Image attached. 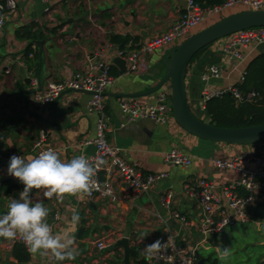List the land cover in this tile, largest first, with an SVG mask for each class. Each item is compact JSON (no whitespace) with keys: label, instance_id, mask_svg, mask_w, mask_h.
I'll list each match as a JSON object with an SVG mask.
<instances>
[{"label":"crops","instance_id":"0c3cea01","mask_svg":"<svg viewBox=\"0 0 264 264\" xmlns=\"http://www.w3.org/2000/svg\"><path fill=\"white\" fill-rule=\"evenodd\" d=\"M16 1L18 11L10 16L0 39V75L5 78L0 79V180L18 181L7 173L9 159L13 153H19L25 158L35 156L33 145L42 129L47 131L48 145L56 148L57 154L65 161L81 153L87 156L95 153L92 145L83 146L85 141L93 140L97 135L98 118L87 110L90 95L68 92L55 102L57 111H54L37 103L35 95H32L36 89L31 82L39 79L41 85L46 87L52 82L67 81L76 71L87 70L99 62V58H95L97 53L102 54V63L110 65L116 71L115 84L105 96L111 128L108 141L120 148L123 157L143 173H167L168 178L139 199H133L117 184L121 200L115 204L101 198L89 201L86 194L82 197L66 195L62 200L55 197L44 200L49 209L48 222L50 225L54 224V232H68L75 236V259L58 262L51 254L40 256L25 248L30 258L21 263L16 258L14 249L7 248L12 240L0 238V264H123L124 250L116 247L123 238H128L131 247L137 251V255L131 257L132 264H152V256L146 255L143 249L164 237L165 226L161 219L168 221L172 232L179 234L182 245H200L199 250L215 249L209 248L213 237L206 238L207 243L202 244V210L187 187L202 178L213 181L220 189L236 183L239 175L233 171L218 169L213 165V160H227L244 153L262 152L264 143L243 147L205 141L186 133L173 117L165 124L141 120L126 125L120 109L121 102L135 100L155 104L159 92L147 97L126 96L151 91L162 76L151 78L149 73L132 74L128 70L122 73L114 65L119 45L109 41L111 35L129 38L130 42L123 50L137 49L143 43L168 32L186 12L187 0ZM246 10L250 9L243 5L228 9L209 18L194 34L227 16ZM24 28H33L42 33V39L21 38L19 31ZM108 45L111 47L108 48ZM222 47L223 41H219L205 49L193 60L187 75L189 105L195 115L205 122L210 120L203 99L204 92L228 91L242 83L249 63L264 53L262 45L248 51L247 60L242 64H225ZM171 48L157 50L149 56L150 69L159 64ZM214 66L221 68L220 76L205 80L204 76ZM28 79L29 85L26 84ZM20 85L25 94L19 91ZM162 91L171 94L170 85H166ZM65 121L66 126L58 130ZM172 150L191 155L194 159L192 166H166L165 156ZM169 190L175 194L172 210L184 217L187 225L173 220L170 213L161 207V196ZM261 203H264V181L257 192L256 205ZM57 210L60 212V219L56 222L54 215ZM74 213L80 218L77 224L71 222ZM82 228L90 235L77 239ZM224 236H218L219 247ZM100 239L107 241L106 253L99 252L96 247V242Z\"/></svg>","mask_w":264,"mask_h":264},{"label":"built area","instance_id":"2783aa9c","mask_svg":"<svg viewBox=\"0 0 264 264\" xmlns=\"http://www.w3.org/2000/svg\"><path fill=\"white\" fill-rule=\"evenodd\" d=\"M42 1L48 3L50 0ZM238 5H243L250 10H264V0H227L221 6L206 8L193 0H187L186 12L168 32L143 43L135 50L119 49L117 55L126 61L127 70L130 73L145 75L150 70L149 56L157 50L181 44L191 37L196 29L206 23L209 18ZM17 11L18 3L16 0H0V39L10 16L17 13ZM221 41H223L224 63L238 62L242 64L247 60L248 51L264 45V27L239 32ZM107 47L109 48L111 45ZM101 56V53H97L95 58H99V62L91 65L87 70L76 71L71 79L67 81L52 82L46 87L41 85L39 79H33L31 83L36 89L35 99L41 105L54 103L62 94L68 91L91 93L87 110L98 118L97 135L93 140L85 141L83 146L92 145L95 148V153L89 157L92 158L94 164L100 163L95 176L97 188L86 194V198L89 201L96 198L106 199L115 204L121 200L117 184L133 199H139L148 194L156 184L166 180L168 174L143 173L136 165L129 163L123 157L120 148L108 141L107 136L111 128L106 113L105 96L109 88L115 84L116 78L111 75L112 67L100 61ZM1 65L2 61L0 60ZM6 73L10 74V71L7 69ZM220 73V67H211L204 79L217 78ZM226 93H231L238 103L252 101L256 96L254 93L245 96L234 87L228 91L207 90L203 94V99L206 104L209 100L220 98ZM170 104L171 94L161 90L155 104L126 100L121 102L120 109L127 123L126 125L141 120L165 124L172 118ZM48 149L58 153L56 148L48 145L47 131L42 129L39 137L34 142L33 151L37 156L40 152ZM13 155L22 156L19 153H13L11 157ZM193 160V157L189 154L180 150H172L165 156L164 163L168 167L189 168L192 166ZM1 161L2 156L0 155V163ZM213 165L222 171H233L240 178L236 183L221 189L213 181L203 178L187 187L202 210L201 231L204 236L202 244L207 243L208 238L224 236L229 233L230 229L249 223L252 207L257 204L259 186L264 181V150L262 152L244 153L227 160L215 159ZM1 183L0 180V187ZM219 190H221L220 194ZM240 191L246 192L247 195H241ZM174 199L175 194L173 191L164 192L160 199L161 207L170 213L173 220L187 225L186 219L172 210ZM54 218L56 222L60 219L59 210L55 212ZM161 223L165 226V235L161 241L167 243L159 253L152 255L151 263L198 264L196 255L200 245L195 247L182 245L179 242V234L172 232L168 221L161 219ZM51 226L54 231V224H51ZM17 245H23L28 250L20 238L12 240L7 248L13 250ZM96 247L99 252L106 253L108 250L106 239L98 240Z\"/></svg>","mask_w":264,"mask_h":264},{"label":"clouds","instance_id":"9594fccd","mask_svg":"<svg viewBox=\"0 0 264 264\" xmlns=\"http://www.w3.org/2000/svg\"><path fill=\"white\" fill-rule=\"evenodd\" d=\"M99 163L94 164L85 153L65 161L52 149L27 158L13 155L7 173L21 182L24 189L19 198L10 200L7 211L0 214V238H20L29 252L40 256L51 254L58 262L74 260L75 236L53 231L44 200L53 197L62 200L66 195L82 197L96 189L95 176ZM33 190H36L34 195ZM79 219V215L74 213L72 224H77ZM166 243L156 240L146 245L143 251L151 257L159 253ZM221 249L220 258L223 259L229 255L230 249Z\"/></svg>","mask_w":264,"mask_h":264},{"label":"trees","instance_id":"16d2710c","mask_svg":"<svg viewBox=\"0 0 264 264\" xmlns=\"http://www.w3.org/2000/svg\"><path fill=\"white\" fill-rule=\"evenodd\" d=\"M200 6L214 7L221 6L227 0H193ZM19 36L27 40L42 39V33L34 31L33 28H24L19 31ZM109 41L112 44L119 45L123 50L130 39L111 35ZM205 50V49H204ZM203 50V51H204ZM201 51L200 53H202ZM199 53V54H200ZM29 54V53H28ZM198 54V55H199ZM197 55V56H198ZM196 56V57H197ZM195 57V58H196ZM194 58V59H195ZM111 75L116 76V71L112 67ZM235 88L247 96L254 93L256 96L252 101H243L238 103L231 93H226L220 98H213L206 103V110L212 125L220 128H241L250 126H259L264 124V53L255 57L248 65L244 81L235 86ZM19 91L25 94L22 85ZM2 163H0L1 166ZM24 185L13 179L2 180L0 187V214L6 212L7 204L13 198H19ZM36 190H33V195ZM241 195H247L240 191ZM237 228V229H236ZM233 228L227 235L226 241L222 243L221 248L230 249L229 255L223 259L220 253L212 249L204 248L198 250L196 258L205 259L207 264H264V203L256 205L251 212L249 223ZM82 228L77 234V239L89 237ZM14 254L19 262L25 263L29 260V252L23 245H17L14 248Z\"/></svg>","mask_w":264,"mask_h":264},{"label":"water","instance_id":"95a60500","mask_svg":"<svg viewBox=\"0 0 264 264\" xmlns=\"http://www.w3.org/2000/svg\"><path fill=\"white\" fill-rule=\"evenodd\" d=\"M261 27H264V10H246L225 17L192 35L181 44L169 49L162 61L150 69L149 76L151 78L162 76L160 82L151 91L142 95H129L126 97H147L160 92L169 84L171 87L170 106L172 108V117L186 133L205 141L234 146L248 147L264 143V124L241 128L217 127L195 115L189 105L187 94L188 71L194 58L201 51L236 33ZM114 65L119 67L122 73L127 72V63L124 59L116 58ZM0 79L4 80L5 78L0 75ZM29 83L30 80L28 79L26 84L29 85ZM66 93L62 94L56 101L61 99ZM84 93L91 95L88 92ZM35 94L36 92L32 93V95ZM55 102L46 104L44 107L57 111L54 107ZM66 123L65 121V124L57 129H63ZM116 247L124 250L123 264H132L131 257L132 255H137V251L131 247L130 240L123 238L116 244ZM198 264L207 263L205 259H199Z\"/></svg>","mask_w":264,"mask_h":264},{"label":"rangeland","instance_id":"374dc122","mask_svg":"<svg viewBox=\"0 0 264 264\" xmlns=\"http://www.w3.org/2000/svg\"><path fill=\"white\" fill-rule=\"evenodd\" d=\"M237 229V228H236ZM232 229H230V231H231ZM219 240V237L218 236H215V237H213V239H212V241H213V243H211L210 245V247L209 248H215V251L216 252H218V253H220V247H219V245L217 244V241ZM224 241H226V235L224 236V237H222V242H224ZM199 248L200 247H198V250H199ZM212 249L208 252L209 254L210 253H212Z\"/></svg>","mask_w":264,"mask_h":264}]
</instances>
